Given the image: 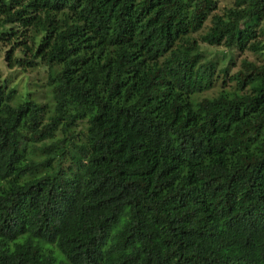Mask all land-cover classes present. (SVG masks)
Listing matches in <instances>:
<instances>
[{"label": "trees", "instance_id": "obj_1", "mask_svg": "<svg viewBox=\"0 0 264 264\" xmlns=\"http://www.w3.org/2000/svg\"><path fill=\"white\" fill-rule=\"evenodd\" d=\"M216 4L0 0L48 95L0 80V264H264V0ZM200 43L261 64L198 99L227 74Z\"/></svg>", "mask_w": 264, "mask_h": 264}, {"label": "rangeland", "instance_id": "obj_2", "mask_svg": "<svg viewBox=\"0 0 264 264\" xmlns=\"http://www.w3.org/2000/svg\"><path fill=\"white\" fill-rule=\"evenodd\" d=\"M233 0H217L215 13L221 14L224 9L232 6ZM208 26V22L205 23ZM257 42L264 43V20L260 23L257 31ZM10 45V44H9ZM9 47L0 44V80H8L9 86H13L16 90V99L21 95L28 93L31 99H35L43 103L48 99L47 88L45 86L46 73L45 69L35 67L31 69H7L3 61V54L8 51ZM199 51L203 54L204 60H212L215 62L216 71L226 68L227 74L221 82L219 79L215 81V87L198 95V99L210 98L215 96L220 90H229L235 87L232 80L233 75L239 70L241 61H246L256 65L261 64V56L258 52L244 50L239 52L231 49L226 50L220 46H207L199 44ZM14 55H18L15 51Z\"/></svg>", "mask_w": 264, "mask_h": 264}]
</instances>
